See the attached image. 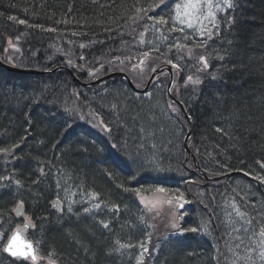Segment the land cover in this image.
<instances>
[{
    "label": "trees",
    "instance_id": "trees-1",
    "mask_svg": "<svg viewBox=\"0 0 264 264\" xmlns=\"http://www.w3.org/2000/svg\"><path fill=\"white\" fill-rule=\"evenodd\" d=\"M248 1L246 6L240 2L241 8L236 14L229 11L222 18L225 23V34L217 58L218 60L221 58L218 65L220 68L224 67V72L211 70L212 61H217L215 58V60L207 59L208 68L206 73L207 75L215 74L218 79L220 76H227L232 80L231 86L240 83L239 74L236 72L241 69L249 82H255L249 83L248 88L243 86V89L258 105L249 104L250 116L246 117L242 124L232 126V129H235L237 133L236 135L239 136V140L237 137H232L228 139L226 145L211 144L204 150L193 152V156L199 169L206 175H223L228 169H234L235 171H243L242 173L256 180V184L252 186V195L261 200L262 204L260 206H256L253 199L240 198L237 200V198H234V201L244 211L246 207L248 208L249 211H245L246 218L248 221L253 222L250 224L256 225L261 230L264 227V151L256 154L263 161L261 164L251 162V159L256 152L255 150H260V148L264 150L263 105L258 103L260 101L259 96L264 98V0ZM165 3L159 4V0H0V47L4 48L6 45L19 47L23 51L26 65L29 66L32 65L31 61H39L43 51L48 50L49 42H42V38L67 37L73 50L77 48L84 53L80 54L74 51V54H72L73 51H71L69 59L75 60L80 57H87L88 60L90 56H104L108 52V55H118V58L125 57L129 51L118 42L120 38L124 42L130 39L126 35L132 34L129 25L138 11L152 10L153 19H156V16L163 15L168 21L165 24L166 28L172 27L170 18L174 0H171L170 4L165 5ZM5 15L14 18V25L17 29L15 36H9V31L5 30L6 21L2 18ZM28 34H31V36L28 37ZM96 42L103 43L101 49L97 51L89 50V48H92L91 43ZM65 43L66 41H63L62 45H65ZM77 54H80V57ZM0 58H4L3 52H0ZM64 60H66L65 57H60V61ZM42 62L44 61L35 62V64L38 65ZM87 64L100 70L98 65L94 64L91 59ZM232 69L234 70L229 74ZM185 71H187V68L184 69L183 73ZM105 73H109V70L106 69ZM16 76H19V74L10 73L0 67V150L16 147V136L25 137L26 141L32 146L31 151L24 147L32 155L29 159L21 155V162L26 165L27 169L25 172L26 177L18 176L21 184L15 187L18 196L27 188L34 189L31 190L33 195L27 201L29 204L47 201V196L40 195L43 184L35 185L36 180L41 181L38 177V168L47 164L53 166L55 180L57 179L61 184L100 191V195L107 202L123 208L126 205L133 204L127 202V199H133L136 202L141 197L156 192L163 194L165 197L188 198L187 201L190 200L191 196L198 199L196 194L200 193H192L193 185L186 186L185 182L189 180L203 182L202 176L197 171L195 173L191 172V169H195L193 166L194 161L188 158V162L185 163V153L182 149L171 145L174 141V129H178L176 125L183 126V124L175 122V125L169 117L170 110L168 109L174 104L167 97L164 91L165 87L150 88L147 93H152L154 96L150 101L145 99L147 97L145 94L130 91L122 84L121 78L116 77L110 79L108 87L102 83L101 86H95V89L92 90L99 92L100 100L104 105L108 108L114 107V111L111 112H115L114 119L117 120L113 124V116L109 115L112 123L109 126L110 134L107 140L100 136V139H98L99 137L90 130L87 132L81 130L82 134L98 143V145H94L95 147L110 154V159H106V162L112 163L109 166L110 174L103 177L101 175L103 173L99 170L102 168L108 171L105 166L106 162H101L102 157L91 150L95 148L94 146H87L83 150L79 144L78 147L76 146L71 150L59 149V142L64 140L62 138V128L52 127L45 122L33 121V124H31L30 109L27 108L30 102L14 99L15 93L30 83L23 82L25 78ZM27 76V78H33L34 83L39 84L42 81V77ZM51 76L54 78L53 88L58 97L63 92L72 89L78 91L77 95L84 91L81 86L70 79L65 71H60L58 74ZM51 76L48 75L46 80L49 81ZM165 77L159 81H164ZM217 82L218 80H216L215 85ZM176 84L181 89V83L177 81ZM55 88H58L59 91ZM178 92L181 91L178 89L175 96H177V99H182V106L185 107L190 117L195 108L201 107L203 111H207L201 119L204 121L205 128L209 120L214 121L211 120L209 114L210 109H208V106H210V103H213L216 112L220 109L218 108V102L224 101L226 105L230 104L231 107L235 104L234 93L231 90L227 91V100L216 97L204 100L205 96L212 97L215 94H220V92L216 87L205 88L201 83H198L193 92L185 91L181 94H178ZM186 97H189V99L186 100ZM230 98H233V100L231 101ZM34 101L36 106L40 105L42 99L35 97ZM84 101L89 106V102ZM200 104L202 105L200 106ZM93 111L101 117L106 115L99 108L93 109ZM22 119H25L24 125L21 123ZM32 126L36 130L34 134L32 133ZM29 128H31L29 130L31 135H27L29 131L26 130ZM217 128L220 130L219 125ZM138 131H141V133ZM137 135H142V138L145 137L144 140L148 139L150 146L154 148L153 150L158 151L156 158L153 159L157 172L142 171L139 170V166L127 168L126 165L121 164L114 158L116 143L111 140L118 138L116 142L125 145L129 141L134 142L137 140ZM202 140L199 135L193 142L196 144V142ZM253 147L257 149H253ZM87 150H89L88 153ZM172 163L178 165L177 170L170 169ZM161 168L162 170H160ZM253 170H259V172L254 173ZM188 174L190 176H187ZM224 184L223 187L226 186L224 191L217 190V193L213 192L211 194L207 191L215 184L209 183V181L207 184H203L205 187L202 186L200 191L204 192L201 198L203 201L199 200L210 212H205L197 204L196 206L192 204L189 208L190 211H186L189 216L178 222L181 229L184 225H188V233L175 239L170 238L166 245H161L156 251L158 264H206L205 260H202V255L199 254L195 255L196 257L192 260V252L196 249L202 252L206 260L214 264L211 246L205 240L198 238L199 228L204 225L205 221L209 222L210 220V227L214 231V235L221 237L223 233L222 224L218 215L213 213L215 204L218 206L219 203L224 202L225 197L228 195V192L225 191L228 188L230 190L235 189V184L248 187L247 184L249 183L239 176L238 180H224ZM218 186L222 187L221 185ZM159 189H164V191L161 192ZM61 195L63 196V191ZM5 199L11 200V198ZM214 200H218V202L215 203ZM38 209L39 207L36 208V210ZM40 224L42 225V222H39L38 225ZM98 229L89 228L85 224L80 226L71 222L69 228L62 231L54 228L45 229L44 231L42 227H37L36 232L43 231V233L39 237L36 235L35 238L38 239L39 250H46L47 248L53 252L61 251L67 259L65 264H116L114 253L113 258L106 255L110 252V243L106 234L103 232L101 243L95 241V237L101 234ZM191 229H196V231H191ZM137 239H140L138 235ZM189 240H193V242L191 243ZM0 264L15 263L0 254Z\"/></svg>",
    "mask_w": 264,
    "mask_h": 264
},
{
    "label": "bare ground",
    "instance_id": "bare-ground-1",
    "mask_svg": "<svg viewBox=\"0 0 264 264\" xmlns=\"http://www.w3.org/2000/svg\"><path fill=\"white\" fill-rule=\"evenodd\" d=\"M176 0H174V3ZM246 6L247 1L244 0H230V3L232 4V7H229L228 10H226L224 13L219 15L218 20H217V25L214 28L213 36H211V39L206 38L204 39H199L198 45L200 46L206 56V60H215L217 61H212V66L211 70L213 69L214 72L220 71L221 73L224 72V67L220 68L218 65V56L217 54L220 52L222 48V41L224 40V28H225V23L222 18H224L228 12L232 11L233 14H236L239 10L240 4L241 3ZM170 4V3H165V5ZM173 7V5H172ZM6 23L7 27L9 30H15V27L10 28L9 25H14V18L12 16H3L2 17ZM156 19L158 17L156 16ZM171 20V18H170ZM229 21V20H228ZM59 24V23H57ZM141 38H138L140 40ZM190 41L188 40V44H193V39L189 38ZM192 40V41H191ZM103 43H91L92 48H89V50H100L101 46ZM195 45V44H193ZM164 50V49H163ZM3 48L0 47V52H3ZM50 50L48 49L44 54H47ZM159 51V50H158ZM162 51V50H161ZM44 54H41L40 60L39 61H51L44 56ZM94 56H90L92 58ZM56 60L54 61H60V58L57 57L55 58ZM166 59V58H164ZM225 59V58H224ZM74 60V59H69L67 61ZM177 61V60H173ZM225 61V60H224ZM175 65V67L173 66ZM46 64L41 63L38 64L37 67H27V69L31 72L35 73H41L43 71H46L47 68H45ZM0 67L3 68L4 70L14 73L8 68V65H5L2 62V59L0 58ZM100 70H97L98 68H95L98 72H100L101 75V82L108 87L110 79L107 76V73H105L106 69L109 68L106 65H98ZM173 69L168 73L169 79L172 78V73H175L177 69H186L188 68V64L186 62H180L179 64L174 63L172 64ZM69 68L73 69L75 66L73 63L69 62L67 64H60L59 62L54 64L52 67L53 69V75L58 74L60 71H65L69 75ZM27 69H22L21 74L16 77H23L25 80L23 82L30 83L28 86L23 87L20 89L18 92L15 93L14 99L16 100H25L29 101V105L27 108L30 109L29 115L31 117V124H33V121L37 122H45L48 125H51L52 127H60L62 128V140L59 142V149L63 150H71L74 147H78L79 144L82 146L83 150L87 146H96L98 143H95L94 140L89 139L85 134H82V131H88V126H84V124L81 122V116L85 114L86 111L82 109L80 106L79 108V116L73 115L69 111V105L68 103L66 104L63 101V97H58L56 92L47 86V84H50L54 82L53 76L50 77V80H42L39 84L34 83V81L27 80V75L29 71ZM123 69V68H122ZM125 70V69H123ZM217 70V71H216ZM234 69H232L229 74ZM102 71V72H101ZM207 72V70H206ZM205 72V74L202 73L200 83L202 84L203 87L205 88H214L219 89L220 94H215L212 97H207L205 96L204 100L209 98L216 97L218 99L222 100H227V91H230L234 93V100L235 104L230 106V104L226 105L224 101L218 102V112H216L213 107V103H210V106H208V109H210L209 114L211 115V120L213 119L215 123L211 122L209 120L208 125L206 128L203 125V114L205 115L207 111H203L201 107L195 108L194 112H192V116L190 117L188 112L186 111L185 107L182 106V99L178 98L176 99L175 104L170 110L169 117L172 120L173 124L175 122L182 123L183 126L176 125L178 129H174L173 132V142L172 146H176V148H181L184 153H189L190 155H194L193 152H197L199 150H204L206 147L210 146L211 144L214 143H220L222 145H226L228 139H231L232 137H237L239 140V136L236 135L235 129H232V126H235L237 124H242L245 120L246 117H249L251 112L248 111L249 104L252 105H258L257 102H253L251 96H248L245 92L244 87L248 88L249 83H255V82H249L248 78H246V75H244L241 72V69H239L236 73L239 74V82L238 84H232L230 86V83L232 80H230L227 76H220L219 79L218 77H215V74H208ZM38 75V74H36ZM216 80H218L217 84L215 85ZM86 82V81H84ZM122 84L128 88L130 91L138 94H144L142 93L141 89H145L148 92V90L151 88V81H146L144 87L140 88L136 86L132 80L129 78H122L121 79ZM261 82V80H260ZM171 84L170 81L166 82L165 89H167L168 84ZM94 83H86L82 84V88L84 91L79 93L77 96L88 101L89 106L92 109L99 108L102 112H105L106 115L102 117V122L106 127L111 126L110 124L113 122V124L116 123L114 117H115V112L114 107L108 108L106 105H104L101 100H100V94L99 92L92 91L93 90ZM172 86L169 85V88ZM244 86V87H243ZM56 90L59 91L58 88H55ZM193 89L186 91V92H191ZM240 90V94H239ZM78 92V91H76ZM174 93V92H173ZM245 93V94H244ZM41 98L42 102L40 105H34L35 101L34 98ZM153 94L149 93L148 96L145 98L146 100L150 101L153 98ZM173 98V94L171 96ZM80 100L81 104L84 105V101ZM189 97H186V100H188ZM203 99V98H202ZM260 101L258 103H261L263 106V116H264V98L259 96ZM232 101L233 98H230ZM208 102H210L208 100ZM202 104H200L201 106ZM204 106V105H203ZM214 110V111H213ZM112 111V112H111ZM97 113V112H96ZM109 115L113 116L112 122L109 118ZM115 121V122H114ZM22 125L25 124V119H22ZM44 124V123H43ZM220 126V130L218 131L217 126ZM20 128V127H19ZM21 129V128H20ZM31 128L27 129L26 131L28 132ZM36 132L35 127L32 126V133L34 134ZM255 133H257L255 131ZM20 134V133H19ZM64 134V135H63ZM250 134V133H249ZM27 135H31L30 131L27 133ZM200 135V139H203L202 141L196 142V144L193 142L198 136ZM16 147L18 149V152L14 156L12 149L7 148V149H1L0 152H4L3 154L9 152V158L8 161H1L2 163L0 165V234L4 235V233L7 234L8 239H11V237L19 231V239L13 242V247L14 251L17 252H27V256H22V255H17L14 256L16 260H13L9 258L3 251H0V254L8 259L11 262H14L15 264H47L45 262H49V264H65L67 263V259L63 256L61 251H51L46 248V250H39V244H38V239H36L34 236H32V233L35 232V228L42 227L43 230L45 229H58V222L63 221L64 222V212H65V203L68 200L69 195H61L62 189L60 186L62 185L61 183H57L55 180V172L53 166L51 164H47L46 166L41 165L38 172V177L41 181L36 180L35 185H39L40 183L43 184L42 190L40 193L41 196L45 197L47 196V201L45 202H38L35 204H29L28 199L30 196L33 195L31 190H34L32 188H27L25 189L19 196L16 193L15 187L17 185H20V177H26V165L22 163L21 158L22 156L26 159H29L30 155L32 153H28L24 147H26L29 151H31L32 146L26 141L25 137L23 136H16ZM56 141V140H55ZM112 142L116 143V153H115V159H117L120 163H124L125 160L129 159L130 162L126 164L127 168H133L135 166H139V170H149L151 168H154V160L156 158L157 152L156 150L149 149L148 147L150 146L148 139L145 140H135L134 142L126 143L125 145H120L116 141H118V138H114L111 140ZM170 144V143H168ZM170 145V146H171ZM94 146V147H95ZM256 147H253V149ZM257 149V148H256ZM92 151H95L97 155L101 156L102 159H100L101 162H106V159H110V154L108 152L104 151L103 149H100L98 147H95L91 149ZM90 150V151H91ZM156 153H149V152H155ZM256 152L254 153L251 162H255L258 164H261L263 161L259 159V157L256 156L257 153H263V149L260 148V150H255ZM89 150H87V153ZM86 153V154H87ZM22 155V156H21ZM90 157V156H89ZM32 158V156H31ZM50 160V159H49ZM110 162H106L105 166L108 171L99 170L103 174H101L103 177L107 176L110 174ZM29 168V167H28ZM171 170H177L178 165L175 163H172L170 166ZM34 170V169H33ZM54 172V173H52ZM243 171H235L234 169H228L225 173H223L225 181H234L238 180L239 176L241 178H244L246 181H250L253 184H255L256 180L252 179L250 176L245 175L242 173ZM254 173L259 172V170H253ZM52 173V174H51ZM85 176V175H84ZM40 187V188H41ZM92 190V189H91ZM90 190V191H91ZM94 191V192H92ZM91 193H93L96 201L98 203H106L107 209L105 211H101L99 216L101 217V221L98 223L99 224V229L101 234H99L97 237H95V241H100L101 243V237H103V232L105 233L104 229L107 230L106 227H104V224H107L108 227H111L110 224L108 223L109 217L113 212H117L116 220L120 219L121 215V209L123 207L113 204L111 202H107L103 197L100 195V191L92 190ZM36 194V193H35ZM45 196H44V195ZM198 197H201V195L196 194ZM5 198H11V200H7ZM53 199H57L55 201H52ZM176 199H182V197H178ZM135 200L133 199H127V202L133 203ZM200 202L199 199L195 197V199L192 201V204L196 206V204L202 208L205 212H210L207 207L204 205H199L198 203ZM225 203L230 205L228 200H224ZM223 203H219L218 206L213 210V213H216L220 219V222L222 224V230L226 231L229 227L228 223H225L223 221V216L224 214H230V208L226 207ZM235 202V201H234ZM128 203V204H129ZM237 202H235L236 205ZM238 204V203H237ZM130 205V204H129ZM39 207L38 210L36 208ZM111 207V209H108ZM114 207V208H113ZM240 210L242 207L239 205ZM114 216V218H115ZM118 217V218H117ZM231 222L237 223L238 224V219L236 218H231ZM39 222H42V225H38ZM72 221H69L71 223ZM69 223L65 225V227L62 230H65V228H69ZM74 223V222H73ZM28 225V227H24L25 225ZM57 225V226H56ZM84 225V224H81ZM80 225V226H81ZM210 227V220L204 222V226ZM113 231V227L109 228L108 230ZM39 232V231H38ZM37 233V232H35ZM106 234V233H105ZM38 237L41 235V233H37ZM106 236L109 239L110 243V252L106 255H110L111 253L115 254V239H112L109 237L108 234ZM231 237H227L225 233H222L221 237L215 236V240L217 244L221 247L220 254L216 253L215 251L212 250L213 253V261L214 264H217L220 262V257L224 256L223 254L225 253L226 249L223 247L222 243L225 245L224 241L226 240L227 243L233 242ZM230 239V240H229ZM30 240L33 243V250L34 252L30 251L27 249L26 242ZM264 240V237L263 239ZM189 242H193V240H189ZM42 244V243H41ZM36 256V259L33 260L31 257L32 255ZM117 254V253H116ZM192 260H194L195 255H202L203 261L205 260L206 264H213L212 262L206 260L202 254V252L198 249L194 250L192 252ZM116 257V256H115ZM152 260L151 262L153 264H158L157 261V253L154 252L152 255ZM201 257V256H200ZM215 257L218 259L215 261ZM215 258V259H214ZM116 263V262H115ZM205 264V263H204Z\"/></svg>",
    "mask_w": 264,
    "mask_h": 264
},
{
    "label": "rangeland",
    "instance_id": "rangeland-1",
    "mask_svg": "<svg viewBox=\"0 0 264 264\" xmlns=\"http://www.w3.org/2000/svg\"><path fill=\"white\" fill-rule=\"evenodd\" d=\"M185 2L186 0H176L173 4L171 13L172 27L170 28H166L165 24L161 25L157 23L159 18L163 17V15L158 16V19H153L152 10L138 11L129 25L132 30V34L129 36L126 35L130 39H127V42H124V40L120 38L118 42L121 45H124L129 51L125 57L118 58V55H108V52L104 54V56H96L87 60V57H80V54H84L80 49L76 48L73 50L67 37H57L62 40L54 37L52 39H41L42 42H49L47 49L50 51L47 54H44L45 51H43V54L47 59L51 60L42 63H45V68H48L52 63L56 64L58 62H62L56 61L55 63V58L65 57L66 60H69V53L73 51L72 54H74V51H76V53H80L77 54L80 58L69 61L75 66V71L69 68V72H71V75L81 83L92 82L96 77H101L100 72L92 73L87 77L85 76V73L82 75V68L85 69L84 72L87 70H94L92 66L87 64L91 59L94 64L106 65L109 67L107 68L109 72L114 71L123 78H129L140 88L144 87L146 81L152 82L151 89L164 88L166 86V82L170 81L172 84L170 91L172 93L174 91V94L178 91V89L181 92L188 91V89L194 90L198 86V83H195V81H200L202 73L205 74L208 68L206 56L202 48L200 46H196L198 45L197 42H199V39H211L210 37L213 36L218 17L229 9L228 4L230 3V0H210L211 8L208 7V0H200L201 6L199 12L197 13L199 19L193 21V28H188L186 24H180L178 21L174 24L172 19L175 16L176 4H184ZM209 13H211V15ZM174 26L177 28L175 31L172 30ZM9 27H15V30H9L6 26L5 30L9 31L8 35L15 36L17 30L16 26L9 25ZM179 28H183V31L178 30ZM201 28H203V35H201L199 31ZM19 30L21 29L19 28ZM27 36L30 37L31 34H28ZM138 38L141 39L138 40ZM189 38L193 39V41H191L195 45L188 44V40L190 41ZM63 41H66L65 45H62ZM3 50L4 58L1 59L5 65H12V67L15 68H27L30 66L36 68L37 65L35 62H41L31 61L32 65H26L25 57L22 53L23 51H21V49L17 46L6 45ZM145 53H148V55L145 56ZM200 57H204V60H201ZM169 59L172 60L171 63H169ZM80 62L82 64H80ZM180 62H186L189 66L187 71L184 73V69H177L175 73H172V78L169 79L168 76L165 77V82L159 81L160 79H163L164 76L158 80L155 78L149 80L150 75L156 68H166L168 65H172L174 63L179 64ZM14 63H16V65ZM43 77L46 78V75H43ZM189 77L192 79L189 80ZM177 81L181 83V89L178 88L179 86L176 84ZM98 85L101 86L102 82L98 83ZM47 86L54 90L53 82L47 84ZM76 89L78 90V88ZM93 89H95V86H93ZM181 92H178V94H181ZM142 93L148 96L146 89L143 90ZM60 97L64 98L63 101L66 104L68 103L69 111L73 115L79 116V108L80 106H83L82 109L86 112L81 116V122L84 126H88L87 129L92 131V133L97 137L100 136L107 140L108 135L110 134V128L103 124L102 117L93 111V109L88 106L84 100V105L81 104V98L77 96V92L75 90L72 89L63 92ZM172 107L173 105H171L168 110H171ZM138 132L141 133V131ZM100 137L98 139H100ZM137 137L139 140H144L143 138H145H142V135H137ZM149 149L153 150L154 148L150 146ZM112 150H114V148H112ZM10 151L5 154H3L4 152H0V159L2 158L5 161H8ZM12 152L15 156L18 149L13 148ZM188 157L190 158V156L185 153V163L188 162ZM2 159L0 162L3 161ZM128 162H130L129 159L125 160V162L121 164L126 165ZM191 163L193 162L191 161ZM160 170H162V168ZM148 171L157 172V169L154 167V169L151 168ZM187 176L190 175L188 174ZM223 177L219 178L215 182H209L214 183L215 186L211 187V189L207 192H210L211 194L213 192L217 193V190L224 191L226 186L223 187V185H225V179H223ZM56 182L58 183L57 179ZM202 183L204 182L189 180L185 182V185H193L192 193H200L199 195H201V197H198V199L202 200L201 198L204 193L200 192L202 189ZM247 183H249L247 184L248 187H242L235 184V189L230 190L228 188L225 191L228 192V195L225 197V201L228 200L230 205L225 202L223 205L230 208V214H224L223 216V221L228 223L229 227L226 231H222L227 237H231L230 239H232L233 242L227 243L225 240V245L222 243L226 251L223 254L224 256L220 257V262L217 264H264V259H261L260 257V252L264 251V244L261 243L263 237L259 235L261 230L256 225L250 224L246 218L245 211H249L248 208L246 207L245 211L240 210L239 204L236 203L235 205L234 202V198H237V200L244 198L246 200L253 199L256 206H260L262 204L261 200L258 199L257 196L252 195V186H254L253 183L250 181H247ZM218 185H221L222 187ZM60 188L63 191V196L69 195V197L65 203V214L63 217L65 220L64 222L59 221L58 226L56 225L59 231H62L69 221L78 225L85 224L89 226V228H98V223L101 221L99 214L102 210L105 211V209H107V204L105 202L98 203L93 196L94 194L91 193V189L87 190L85 188L82 189V187H74L63 184ZM198 190L199 192H197ZM214 202L216 203L218 200H214ZM187 205H189V203L182 202L171 197H165L163 194L156 192L148 196H143L138 201L133 202V204L126 205L125 208H122L121 219L116 220L115 215L117 212H113L108 221L111 227H106L107 230L104 229V231H106L105 233L112 239H115L114 252L116 257L114 256V258H116V264H153L154 262H151V255L156 252L162 244L166 245L170 238L175 239L176 237H181L182 235L188 233V225H184L182 229L179 226L176 228L173 227V224L178 225V222L185 219L186 216H189V213H186V211H190L189 209H186ZM216 207L217 205L215 204V208ZM108 209H111V207ZM255 210L257 211L256 208ZM238 212L242 215H238ZM233 217L239 220L238 224L230 221ZM251 223L253 222L251 221ZM112 227L113 231L112 229L108 230ZM36 229L37 228L34 230L35 232ZM35 232L32 233V236L34 237L37 235ZM38 233H43V231H39ZM137 235L140 239H137ZM198 238L205 240V242L211 246L213 251L220 254L221 247L217 244L214 231L211 227H208L207 225L200 227L198 231ZM121 245H123V247H121ZM112 255L113 253H111L109 257L113 258ZM215 258L214 259L216 261L218 258ZM45 263L49 264V262Z\"/></svg>",
    "mask_w": 264,
    "mask_h": 264
},
{
    "label": "snow or ice",
    "instance_id": "snow-or-ice-1",
    "mask_svg": "<svg viewBox=\"0 0 264 264\" xmlns=\"http://www.w3.org/2000/svg\"><path fill=\"white\" fill-rule=\"evenodd\" d=\"M166 2V0H159V4H164ZM155 6H159V5H155ZM200 0H186V2L184 4H176L175 7V16L172 18L175 22H179L180 24H186V26L188 28H193L194 24L193 21L194 20H198L199 17L197 15V13L200 10ZM229 7H232V4L229 3L228 4ZM208 7L211 8V2L210 0H208ZM142 11V10H141ZM211 15V13H209ZM207 18V17H205ZM21 23H23V21H21ZM157 23L163 25V24H167L168 21L164 18V17H160L159 20L157 21ZM173 31L177 30V28L174 26ZM178 30L183 31V28H179ZM201 35H203V28L199 29ZM187 38V37H185ZM145 56L148 55V53L144 54ZM201 60H204V57H200ZM169 63H171V61H169ZM206 63V62H205ZM175 67V65H173ZM154 70V69H153ZM189 80H191L192 78L189 77ZM195 83H200L199 80H196ZM219 131V129H218ZM159 191H164V189H159ZM182 207V205H181ZM238 215H242L241 213L238 212ZM249 223H251V221H249ZM25 228L28 227V225L26 224L24 226ZM104 227H108L107 224H104ZM173 227L176 228L178 227V225L173 224ZM191 231H196V229H191ZM261 237H264V227L261 228L260 234ZM17 239H19V231H17L10 239L9 241V245L8 247H6L5 251H8L11 253V255L13 256H17V255H22V256H27L28 253L27 252H17V251H13V242L16 241ZM243 242V241H241ZM262 244H264V240L261 241ZM27 248L31 249L32 245L30 243H27ZM121 247H123V245H121ZM260 257L261 259H264V251L260 252ZM33 260L36 259V256L33 254L31 257Z\"/></svg>",
    "mask_w": 264,
    "mask_h": 264
},
{
    "label": "water",
    "instance_id": "water-1",
    "mask_svg": "<svg viewBox=\"0 0 264 264\" xmlns=\"http://www.w3.org/2000/svg\"><path fill=\"white\" fill-rule=\"evenodd\" d=\"M166 70L169 71L168 68H166ZM158 71H159V69H156V70L154 71V73H152V74L150 75V79H149V80H151L152 78H154L155 73L158 72ZM168 73H169V72H168ZM113 75H119V74H117V73H110V74H107L108 77H111V76H113ZM100 79H101V78L97 79V80L94 82V84H96V83H98L99 81H101ZM148 84H149V83H147V86H148ZM169 85H170V83L168 84V87H167V90H166L168 93H169V91H168V90H169ZM147 86H146V88H147ZM146 88H145V89H146ZM145 89H141V90L143 91V90H145ZM215 178L217 179V177H215ZM209 179L212 180V179H214V178H209ZM55 200H57V199H53L52 201H55ZM9 241H10V239H8L7 242L5 243V245H4V247H3V252H4L9 258H11V259H13V260H16L15 257H14L13 255H11L10 252L5 251L6 247H8V245H9ZM27 243H30V244L32 245V248H31V249H29V248H27V249L30 250V251H32V252H34V250H33V243H32L30 240H28V241L26 242V245H27ZM13 251H14V247H13Z\"/></svg>",
    "mask_w": 264,
    "mask_h": 264
}]
</instances>
